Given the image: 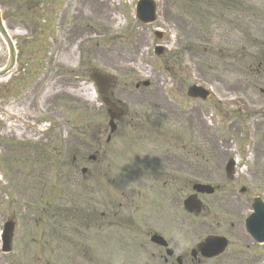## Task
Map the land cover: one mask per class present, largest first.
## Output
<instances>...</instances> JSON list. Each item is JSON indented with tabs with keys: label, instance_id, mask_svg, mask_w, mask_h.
Listing matches in <instances>:
<instances>
[{
	"label": "rangeland",
	"instance_id": "1",
	"mask_svg": "<svg viewBox=\"0 0 264 264\" xmlns=\"http://www.w3.org/2000/svg\"><path fill=\"white\" fill-rule=\"evenodd\" d=\"M0 1L3 11L7 9L15 15L10 20H7L6 25L9 26L11 23V25L21 26V32H15L18 36H27V38L30 37L25 33L26 26H29L36 32L42 30V26L50 27L52 23L56 26V20H54L55 17L53 15V10L55 8L54 3L50 2L37 7L33 6L34 9H31V11L27 10L26 6H24L25 4H33V1L30 0H14V2H7L5 0ZM58 1L59 0H56V2ZM82 1L84 3H89L85 9L89 19L80 16L78 13L75 16L76 26L82 25L81 20L87 19L90 20L89 23L99 32V34L104 35L108 31L115 30L118 25H122L123 29L121 32L124 37L127 35L124 30L126 25L136 28V33L130 32L127 37V41L133 44L132 51L125 47V39L123 40V45L121 44V63H116L115 55L110 54L107 57V66L102 65L103 67L109 69L108 72L110 74L116 77L117 83L114 88V92L118 91L119 95L123 97L122 100L124 101L127 110L136 114L137 118L134 119V123L137 121L142 122L141 124H137L139 128L132 130L131 132H125H130L127 135V141L124 140V137L126 136L125 134H117L115 145L119 148V150L113 151L111 148L110 155L116 156L118 154L120 157L125 158L127 156L126 154H129L133 158L136 151L134 150L135 145L132 144V138L137 136L146 137L150 138L153 142L156 138H163L165 136L166 128L170 127L175 131V133H177V131L179 132V130L176 129V126L181 127L184 121L179 122L174 118H171L174 123L167 124V119L165 120L164 112L168 103L164 95V90H166V92H170L172 97L177 98L180 102H182L183 86L178 84L177 80L183 81L186 79V72L184 70L188 67L186 65H182L181 72L176 67L172 70L174 76L177 77V80L175 81L166 75V70L164 68L166 65L165 60L154 59L151 52L148 50L151 42L150 40H152L150 31L144 29L143 27H136L134 25V20L132 19L133 0H103L107 7H105L104 4L100 5V1L102 0ZM159 1V24H172L176 31L171 32V34L176 37V45L179 48L192 45L193 48H196L197 50L196 52H190L189 55H187V59L193 61L195 64H193L194 67L192 68V75L197 78L198 70L199 75L202 78L209 80L214 79L215 84L216 81H218L220 84L224 85V87L227 86L230 83V80L227 78L229 77V74L225 72L226 68L224 64L231 62L228 60L226 61L225 58L229 55L233 48L234 39H232L231 29L234 24V20L236 19V25L240 23L243 30L245 29L246 24L253 25V22L249 20L247 15L236 9V3L234 0H217L214 12L216 13V16L221 19L220 24H214L212 17H209L206 20L204 17L201 18L204 16L201 14V11L205 8L201 5L203 0H187L186 6H188V8L186 10H198L201 15V17H196L195 19L193 16L192 22L183 18L180 14L182 8L179 9L180 6L175 5V0ZM240 1L245 5H251V12L257 14V16L264 22V0ZM61 2H64V0H61ZM76 2L77 1H74L71 4L68 14L72 12ZM101 17H106V19ZM206 22H211L213 24H206ZM51 32L52 30L50 31V35ZM138 41L141 43L140 46L136 45V42ZM94 44L95 42H92L91 47H93ZM112 44L113 42L108 40V35L102 36L99 42L100 48L104 50L109 49ZM34 46L35 45L33 44L30 49L34 48ZM37 48L39 52H41L42 47L39 45ZM46 49L50 50V47H46ZM102 49L99 52L103 53L104 50ZM3 54L4 49L0 46V64L3 61ZM202 55H207L208 58ZM36 56L38 57L39 54L37 53ZM200 56L205 59L202 60ZM211 56H214L215 58H209ZM76 58L77 57H69V60L66 61H73ZM91 64L92 66H99L98 61L95 58H92ZM47 65V74L53 76L54 71L56 70V65ZM212 66H218L223 69L224 71L219 72H224L226 77L223 74L213 72L211 70ZM45 67L46 66L43 65L34 66L33 64L22 65V72L20 76L13 78L14 80L11 82V87L7 91L5 90V81L0 83V96L2 95L1 99L7 103V110H4V112L8 114L9 109L12 108L13 117L16 119V121L13 122L7 121L6 119L5 126L0 124V157L5 156V159L8 161L7 167L5 166V168L10 169L12 174L17 171V168H20L21 170L24 168L14 167V161L18 162V159L20 161H24L23 166L27 164L25 161L26 159L28 160V163H30V161L34 162V159L31 157V152L43 154L41 162L43 163V168L47 174L51 172L48 168L58 171L61 163V161L57 160L58 153H66V158H68V155L70 158L73 154L72 149H74L77 144L79 145L80 141L86 142V140H88L90 129H85L84 126L88 125L90 122H92V124L106 123L104 110L100 107L98 99L94 97L92 92L89 90L90 87H87L89 84H83L77 90V93L75 91H63V86L56 85V83H62V78L58 79L56 82L55 79L54 81H49L46 77V80L41 85V90L38 94L40 99L39 102H36V109H31L30 105L34 104V101L27 98L29 95L24 101L22 100L23 94L29 91V89L27 90L28 87H25V83L30 82L31 79L36 77H39L42 80L46 75ZM63 68L67 70L66 68L68 67L63 65ZM145 79L150 80V87L147 88V90L139 89L138 91H135L132 89V86L135 83ZM216 87L218 89L222 88V86L218 84H216ZM206 110V108L203 109V111ZM207 116H209L208 120H211L212 122L216 120L214 114H207ZM30 120L36 123H40L41 120L47 123L49 121H59V128L58 130L52 131L53 126L50 127L43 138H39L37 142L32 141V139L28 138V136L24 133H21L20 138H17V129L15 128L18 127L22 130V125L24 127L31 128L33 124ZM241 121L242 124L239 122L235 123L237 130H239V128L242 130L240 134L238 132L235 133V144L237 145V148H239L241 144V140L239 138L244 136L243 129L245 128V125L243 124V120ZM47 128V125H45L44 129ZM201 129H203L204 136L206 135L208 137L214 135L213 131L206 130L202 127L200 128L198 126L188 128V134L189 130L198 134V131ZM256 134L260 136L259 130H256ZM73 138L78 140L75 141ZM25 139L32 145L28 146L27 149L21 147L18 151H13V145H6V143L10 142H23ZM82 151L86 154L84 149L79 150V152ZM172 154H174V152H172ZM7 156L8 158H6ZM107 158L110 164L114 163L119 166V164L122 163L120 159H111L109 155ZM60 159H64V157ZM50 163H54V166L51 167ZM17 175L15 174V177ZM55 177H57V175H54V178ZM78 177V174L62 177L64 180H69L71 183L78 185L72 189V193L81 186V183L76 181ZM52 183L60 185V183H56L54 180L45 181L46 186H50ZM243 185H245L243 181L238 182V187ZM46 190H48V187L45 191ZM64 190L66 195L69 196L72 194H68L71 189L65 188ZM125 190H130V187L125 188ZM1 191L0 226L3 219L8 218L12 212L16 211L18 214L21 212V214H23L26 218H29V213L34 212L32 205L25 208L26 201L18 194L13 196L17 203H11L6 199L5 195H3L4 191ZM43 193L45 194L43 198H46V195L48 194L45 192ZM139 201L143 200L139 198ZM123 204L124 215H126V213H130V204L125 200H123ZM17 205H19V207ZM30 231L31 226H28V233H30ZM19 238L18 234V244L20 242ZM29 258L31 263H27L26 257L18 255L17 253L12 256H3L0 254V264H34V262H32L34 261V257Z\"/></svg>",
	"mask_w": 264,
	"mask_h": 264
},
{
	"label": "flooded vegetation",
	"instance_id": "2",
	"mask_svg": "<svg viewBox=\"0 0 264 264\" xmlns=\"http://www.w3.org/2000/svg\"><path fill=\"white\" fill-rule=\"evenodd\" d=\"M67 38L70 40L71 38L73 39L74 38V35L71 36V35H68Z\"/></svg>",
	"mask_w": 264,
	"mask_h": 264
}]
</instances>
